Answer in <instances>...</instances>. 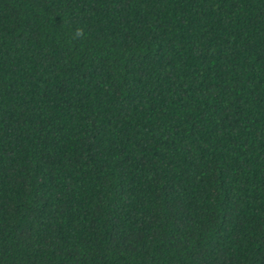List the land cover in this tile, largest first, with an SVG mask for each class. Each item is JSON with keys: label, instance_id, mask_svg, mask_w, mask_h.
I'll return each instance as SVG.
<instances>
[{"label": "trees", "instance_id": "obj_1", "mask_svg": "<svg viewBox=\"0 0 264 264\" xmlns=\"http://www.w3.org/2000/svg\"><path fill=\"white\" fill-rule=\"evenodd\" d=\"M0 264H264V0H0Z\"/></svg>", "mask_w": 264, "mask_h": 264}, {"label": "clouds", "instance_id": "obj_2", "mask_svg": "<svg viewBox=\"0 0 264 264\" xmlns=\"http://www.w3.org/2000/svg\"><path fill=\"white\" fill-rule=\"evenodd\" d=\"M76 36L79 37V36H83V30L82 29H77L76 30Z\"/></svg>", "mask_w": 264, "mask_h": 264}]
</instances>
